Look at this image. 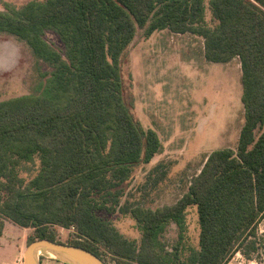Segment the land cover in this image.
I'll use <instances>...</instances> for the list:
<instances>
[{"label":"trees","instance_id":"16d2710c","mask_svg":"<svg viewBox=\"0 0 264 264\" xmlns=\"http://www.w3.org/2000/svg\"><path fill=\"white\" fill-rule=\"evenodd\" d=\"M2 5L0 33L22 40L47 78L35 93L0 100V234L5 220L32 228L30 242L60 241L55 227L72 228L76 236L66 243L106 263L105 253L116 264H227L240 252L264 264V231L257 230L264 219V0ZM206 7L214 26L205 21ZM137 28L145 37L166 28L197 34L207 60L237 56L241 67L244 120L236 148L212 150L181 197L155 208L121 201L134 168L162 148L157 132L134 119L122 93L120 62ZM47 31L58 36L61 49L46 39ZM33 157L38 170L25 179L20 163ZM191 205L197 247L184 238ZM101 212L131 214L139 242ZM172 223L178 233L168 247L163 235Z\"/></svg>","mask_w":264,"mask_h":264},{"label":"rangeland","instance_id":"374dc122","mask_svg":"<svg viewBox=\"0 0 264 264\" xmlns=\"http://www.w3.org/2000/svg\"><path fill=\"white\" fill-rule=\"evenodd\" d=\"M27 1L0 0V9L3 2L21 5ZM205 21L209 26L215 25L208 7ZM45 37L62 48L54 32L47 31ZM120 63L122 93L132 116L142 127L153 128L162 143L150 162L134 168L123 185L121 201L151 208L172 204L187 190L208 153L224 147L236 148L244 120L239 58L227 62L207 60L203 38L191 32L177 33L166 28L145 37L143 29L137 28ZM46 78L38 73L35 58L22 40L0 33V100L35 93ZM261 129L264 130V123ZM38 163L37 157L21 161L20 175L29 179L37 172ZM101 213L124 236L139 242L141 232L131 214ZM186 221L184 238L197 247L195 205L187 208ZM55 230L63 242L76 236L72 228L56 226ZM257 230L264 231V219ZM177 233L176 225L170 224L163 235L168 247L175 243ZM32 235V228L5 220L0 234V264H22L23 252ZM263 249L264 242L259 251ZM38 257L40 264L64 263L63 258L51 251L40 250ZM104 257L108 264H116L109 253ZM228 264L261 263L236 252Z\"/></svg>","mask_w":264,"mask_h":264},{"label":"water","instance_id":"95a60500","mask_svg":"<svg viewBox=\"0 0 264 264\" xmlns=\"http://www.w3.org/2000/svg\"><path fill=\"white\" fill-rule=\"evenodd\" d=\"M40 250L51 251L68 264H108L86 248L49 238H37L29 242L23 252L22 264H40Z\"/></svg>","mask_w":264,"mask_h":264},{"label":"crops","instance_id":"0c3cea01","mask_svg":"<svg viewBox=\"0 0 264 264\" xmlns=\"http://www.w3.org/2000/svg\"><path fill=\"white\" fill-rule=\"evenodd\" d=\"M228 264V263H227Z\"/></svg>","mask_w":264,"mask_h":264}]
</instances>
